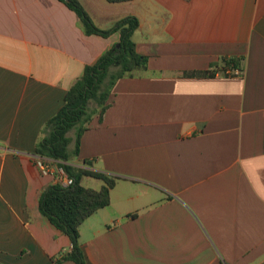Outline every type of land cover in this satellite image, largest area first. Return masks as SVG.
I'll use <instances>...</instances> for the list:
<instances>
[{"label": "crops", "instance_id": "1", "mask_svg": "<svg viewBox=\"0 0 264 264\" xmlns=\"http://www.w3.org/2000/svg\"><path fill=\"white\" fill-rule=\"evenodd\" d=\"M78 1L102 30L137 17L148 59L116 82L70 162L120 178L79 228L85 264H264V0ZM119 41L86 35L60 0H0V264H75L39 209L56 180L37 161L59 162L36 147L85 67ZM229 59L241 76L222 73Z\"/></svg>", "mask_w": 264, "mask_h": 264}, {"label": "trees", "instance_id": "2", "mask_svg": "<svg viewBox=\"0 0 264 264\" xmlns=\"http://www.w3.org/2000/svg\"><path fill=\"white\" fill-rule=\"evenodd\" d=\"M60 1L76 13L86 35L109 37L114 33L120 34L119 43L106 51L97 62L86 66L83 75L67 91L63 106L45 123L43 131L48 136L42 138L36 147L38 156L58 161L59 166L74 178V183L68 187L59 184L49 186L41 195L39 209L55 227L71 239L72 249L63 257L71 259L75 264H85L79 228L87 218L110 205L111 191L120 178L101 171L76 167L70 162L79 155L82 134L89 129L93 116L98 113L99 118H102L109 107V98L116 82L146 70L148 59L137 51L133 40V34L140 25L137 17L126 16L112 28L102 30L94 24L78 0ZM106 1L122 3L129 0ZM238 66L239 60H222V73ZM72 130L76 132V146L71 152L69 146L72 139L69 133ZM84 164L89 165L90 162L85 160ZM86 176L103 181L102 188L95 190L83 186L81 181Z\"/></svg>", "mask_w": 264, "mask_h": 264}, {"label": "built area", "instance_id": "3", "mask_svg": "<svg viewBox=\"0 0 264 264\" xmlns=\"http://www.w3.org/2000/svg\"><path fill=\"white\" fill-rule=\"evenodd\" d=\"M226 75H232V76H241L243 74V71L240 69H227L224 72ZM37 166L41 172L42 175L48 176V175H55V184H59L62 187H68L74 183V178L68 175V173L64 170L62 167H57L55 169H52L48 164H46L44 161L39 159L37 161Z\"/></svg>", "mask_w": 264, "mask_h": 264}, {"label": "rangeland", "instance_id": "4", "mask_svg": "<svg viewBox=\"0 0 264 264\" xmlns=\"http://www.w3.org/2000/svg\"><path fill=\"white\" fill-rule=\"evenodd\" d=\"M92 107H95V104H92ZM70 134L72 136V139L74 140L75 139V132H74V130H72Z\"/></svg>", "mask_w": 264, "mask_h": 264}, {"label": "water", "instance_id": "5", "mask_svg": "<svg viewBox=\"0 0 264 264\" xmlns=\"http://www.w3.org/2000/svg\"><path fill=\"white\" fill-rule=\"evenodd\" d=\"M66 1H68V0H66Z\"/></svg>", "mask_w": 264, "mask_h": 264}]
</instances>
